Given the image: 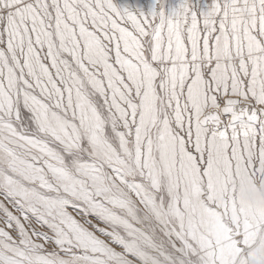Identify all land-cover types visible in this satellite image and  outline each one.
I'll return each mask as SVG.
<instances>
[{
    "label": "snow or ice",
    "instance_id": "6c2138e0",
    "mask_svg": "<svg viewBox=\"0 0 264 264\" xmlns=\"http://www.w3.org/2000/svg\"><path fill=\"white\" fill-rule=\"evenodd\" d=\"M264 0H0V264H264Z\"/></svg>",
    "mask_w": 264,
    "mask_h": 264
},
{
    "label": "rangeland",
    "instance_id": "374dc122",
    "mask_svg": "<svg viewBox=\"0 0 264 264\" xmlns=\"http://www.w3.org/2000/svg\"><path fill=\"white\" fill-rule=\"evenodd\" d=\"M114 2L118 5L139 6L146 11L151 0H114ZM179 3L180 0H163L165 10L177 6ZM191 3L197 11H205L211 0H191ZM257 172L260 176H264V163L260 165ZM257 179V175L251 177L247 174L241 175L237 184V196L242 200L258 203L261 207H264V180L257 184ZM249 264H255V262L250 261Z\"/></svg>",
    "mask_w": 264,
    "mask_h": 264
}]
</instances>
